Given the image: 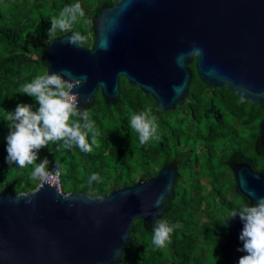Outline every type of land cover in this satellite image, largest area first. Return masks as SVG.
Returning a JSON list of instances; mask_svg holds the SVG:
<instances>
[{"label": "water", "instance_id": "obj_1", "mask_svg": "<svg viewBox=\"0 0 264 264\" xmlns=\"http://www.w3.org/2000/svg\"><path fill=\"white\" fill-rule=\"evenodd\" d=\"M92 19L91 49L71 46L63 36L47 43L43 56L46 71L87 75L75 89L81 110L94 103L98 91L107 102L115 101L123 78L154 100L155 111L172 112L189 92L191 63L205 85L225 87L249 105L264 103V0H116ZM105 36L107 50L100 48ZM193 42L203 55L188 56L178 67L177 56L189 52ZM174 85H183L175 99ZM256 144L264 152V117ZM230 169L235 190L247 201L264 196V174L246 162ZM177 176L178 168L166 166L155 177L101 196L102 201L63 194L47 183L26 192L36 193L35 207L23 198L9 203L15 194H0V264H116L131 241L132 223L154 224L144 210L161 218L163 203L159 209L151 204L166 186L165 199L172 195ZM225 228L230 243L242 247L239 215L228 218ZM238 253V260L245 255Z\"/></svg>", "mask_w": 264, "mask_h": 264}, {"label": "trees", "instance_id": "obj_2", "mask_svg": "<svg viewBox=\"0 0 264 264\" xmlns=\"http://www.w3.org/2000/svg\"><path fill=\"white\" fill-rule=\"evenodd\" d=\"M76 0H0V194L26 193L38 185L28 172L7 163L6 112L19 103H38L21 94L20 87L47 70L43 59L50 19ZM116 0H80L88 17H98L104 7ZM83 22L75 30L88 36L85 48L94 43L92 26ZM67 35L58 33L57 38ZM189 92L172 112L154 110V100L137 88L119 80V96L107 102L98 91L92 105H86L99 132L91 153L49 144L39 152L37 163L47 157L59 162L60 190L97 198L114 189L132 186L155 177L166 166L178 168L172 195L164 200L161 218L179 224L164 248L151 244L153 224L132 223L130 243L124 246L116 264H152L168 258L170 264H238V250L227 238L225 222L239 199L231 165L246 162L264 174V152L257 146L258 124L264 117V104L249 105L227 88H211L200 81L194 63ZM146 106L158 118L159 139L141 145L130 130L129 116ZM91 137L89 136V140ZM99 173L102 182L89 179ZM204 192H206L204 194ZM206 214L202 220L201 215ZM203 245L196 252V242Z\"/></svg>", "mask_w": 264, "mask_h": 264}, {"label": "clouds", "instance_id": "obj_3", "mask_svg": "<svg viewBox=\"0 0 264 264\" xmlns=\"http://www.w3.org/2000/svg\"><path fill=\"white\" fill-rule=\"evenodd\" d=\"M50 21L48 36L51 40H57L58 33H66L67 35L64 36L66 43L78 48H83L88 36L75 30L74 25L81 22L91 25L93 22L92 18L87 16L80 0L64 6ZM100 48L107 50V36L100 43ZM192 55H203V49L195 42L189 52L177 56V66L184 67L185 60ZM214 71L212 69L209 72ZM123 75L126 74L123 72L119 74V76ZM86 81V74L77 78L68 69L54 72L43 71L30 81L23 83L19 92L34 98L38 103L36 110H33L31 104L19 103L14 111H5V121L8 122L9 127V133L6 136L7 163L20 169L30 167L28 177L38 185V188L46 183L51 186L60 175L58 161L51 171L47 157L37 163L38 154L43 148L48 147L49 144L62 142V146L66 149H78L81 153H91L93 146L97 145L99 132L95 127V122L91 119L87 108L81 110L80 93L75 91ZM100 87H104L103 82ZM182 88L183 85L173 86V92L176 94L174 99L178 97ZM129 127L136 134L141 145H148L151 141L159 139L158 118L151 106L132 112L129 116ZM93 181L102 182L99 173L92 174L89 184ZM167 191L166 186L164 192L157 195L152 202V208H160ZM35 194V192L31 195L17 193L15 198L9 199V203H19L23 198L26 204L35 207V201L32 198ZM63 197L66 200L69 199L68 196ZM97 199L102 201L103 197H97ZM144 215L154 218L152 246L157 249L166 247L171 242L172 234L180 225L172 224L164 217L156 218L160 216L158 212L144 210ZM237 215L243 224L239 234L242 247L237 250L245 253L240 256L238 264H264V196L255 197L254 203L251 200L239 199L228 217L235 218ZM99 225L100 221H97V226Z\"/></svg>", "mask_w": 264, "mask_h": 264}, {"label": "rangeland", "instance_id": "obj_4", "mask_svg": "<svg viewBox=\"0 0 264 264\" xmlns=\"http://www.w3.org/2000/svg\"><path fill=\"white\" fill-rule=\"evenodd\" d=\"M205 193L206 192H204V194ZM201 219L205 220L206 219V214H202L201 215ZM202 245H203V242L201 241V239H198L197 242H196V247H195L196 252H199V247H201ZM152 264H170V260L165 257V258L157 259Z\"/></svg>", "mask_w": 264, "mask_h": 264}, {"label": "built area", "instance_id": "obj_5", "mask_svg": "<svg viewBox=\"0 0 264 264\" xmlns=\"http://www.w3.org/2000/svg\"><path fill=\"white\" fill-rule=\"evenodd\" d=\"M56 165H57V163L56 162H53L51 164V166L49 167V170L50 171L53 170ZM57 166L60 169V166L59 165H57ZM60 174H61V170H60ZM54 185L56 186L57 190L61 192V190H60V175H59V177L54 182H52V185L51 186H54Z\"/></svg>", "mask_w": 264, "mask_h": 264}, {"label": "flooded vegetation", "instance_id": "obj_6", "mask_svg": "<svg viewBox=\"0 0 264 264\" xmlns=\"http://www.w3.org/2000/svg\"><path fill=\"white\" fill-rule=\"evenodd\" d=\"M127 82V81H126ZM127 84H128V82H127ZM129 85V84H128ZM129 86H131V85H129ZM132 87H134V86H132ZM264 104V103H263Z\"/></svg>", "mask_w": 264, "mask_h": 264}]
</instances>
